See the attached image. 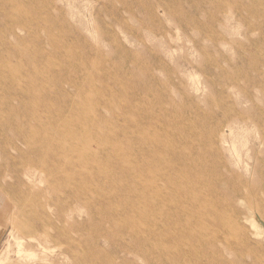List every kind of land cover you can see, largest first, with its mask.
I'll return each mask as SVG.
<instances>
[{
    "label": "rangeland",
    "instance_id": "rangeland-1",
    "mask_svg": "<svg viewBox=\"0 0 264 264\" xmlns=\"http://www.w3.org/2000/svg\"><path fill=\"white\" fill-rule=\"evenodd\" d=\"M263 108L264 0H0V261L264 264Z\"/></svg>",
    "mask_w": 264,
    "mask_h": 264
},
{
    "label": "bare ground",
    "instance_id": "bare-ground-1",
    "mask_svg": "<svg viewBox=\"0 0 264 264\" xmlns=\"http://www.w3.org/2000/svg\"><path fill=\"white\" fill-rule=\"evenodd\" d=\"M119 15V14H118ZM154 19V18H153ZM119 22V21H118ZM125 31H127V30H125ZM129 31V30H128ZM131 32H133V31H131ZM135 33V32H134ZM128 35V34H127ZM131 35H132V33H131ZM136 35V34H135ZM109 36V35H108ZM107 36V37H108ZM129 36V35H128ZM113 38H115V36L113 37ZM119 39V38H118ZM133 39V38H132ZM140 39V38H139ZM114 40V39H113ZM128 40H129V38H128ZM136 40V39H135ZM118 42V41H117ZM137 42H138V40H137ZM121 43V42H120ZM137 44H139V43H137ZM117 46H118V44H117ZM116 47V46H115ZM128 49V48H127ZM127 51H129V50H127ZM116 53V52H115ZM86 57V56H85ZM233 87V86H232ZM243 88V87H242ZM249 88V87H248ZM237 90H238V88H236ZM257 91H260V90H257ZM238 93V92H237ZM247 93H248V91H247ZM259 93V92H258ZM262 93V92H261ZM239 94H241L240 92H239ZM263 94V93H262ZM245 95V94H244ZM248 95V94H247ZM249 95H251V94H249ZM242 96H243V94H242ZM246 97V96H245ZM251 99H252V96H251ZM245 100H246V98H245ZM248 101V100H247ZM253 101V100H252ZM250 102V101H249ZM246 103V102H245ZM235 108V107H234ZM252 108H253V106H252ZM232 109V108H231ZM254 110V109H253ZM263 110H264V108H263ZM238 112V111H237ZM249 112H251V111H249ZM246 113V112H245ZM245 113H243V115L245 114ZM248 113V112H247ZM246 113V114H247ZM239 114H240V112H239ZM251 114V113H250ZM249 114V115H250ZM244 116H246V115H244ZM75 117V116H74ZM243 117V116H242ZM222 119V118H221ZM222 122V121H221ZM255 122V121H254ZM264 123V122H263ZM255 125H257L256 124V122H255ZM231 127V126H230ZM226 128H227V126H226ZM232 128V127H231ZM263 129V128H262ZM229 130V129H228ZM259 130V129H258ZM230 131H231V129H230ZM233 131V130H232ZM260 131V130H259ZM224 132H225V130H224ZM231 133V132H230ZM232 135H234V134H232ZM222 137V136H221ZM96 148V147H95ZM29 169H36V170H39V172H42V173H44V170L43 169H39V168H36V167H32V165H30V167H28ZM189 168H191V167H185V169H189ZM71 211H70V217H71V221H66V223L67 224H69V227H67L66 225H63V224H65V215H63V214H61L60 212H57V213H55V211L54 212H52L53 214H52V217H53V226H52V231H55L56 232V234H55V236H51V233H49V234H47L48 235V241L49 242H51V243H53V244H55V246H56V248H55V252H54V254H56L57 253V255L55 256V258L53 259L55 262H56V264H61V262H60V260L62 259V258H64L65 259V262H64V264H77V259H76V253H77V249L80 247V245H81V239L78 237V234H77V223H75V221H73V211H74V209H70ZM55 217V218H54ZM63 226H62V225ZM68 237V239H67V241L65 242V239ZM64 245H66V247H64ZM38 246H40V247H42L43 249H47V248H45L41 243H39L38 244ZM88 258H91L90 257V253L88 254ZM140 258H142V259H145L146 261L148 260V258H146L144 255H142V256H140ZM149 261V260H148ZM150 263V262H149ZM0 264H4V261H0ZM146 264V263H145Z\"/></svg>",
    "mask_w": 264,
    "mask_h": 264
},
{
    "label": "crops",
    "instance_id": "crops-1",
    "mask_svg": "<svg viewBox=\"0 0 264 264\" xmlns=\"http://www.w3.org/2000/svg\"><path fill=\"white\" fill-rule=\"evenodd\" d=\"M9 201L6 192L0 187V243L7 231Z\"/></svg>",
    "mask_w": 264,
    "mask_h": 264
}]
</instances>
